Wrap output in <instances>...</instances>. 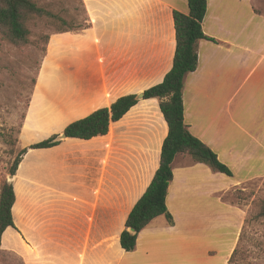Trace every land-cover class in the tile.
<instances>
[{
  "label": "crops",
  "instance_id": "1",
  "mask_svg": "<svg viewBox=\"0 0 264 264\" xmlns=\"http://www.w3.org/2000/svg\"><path fill=\"white\" fill-rule=\"evenodd\" d=\"M81 2L87 26L49 39L48 76L34 86L21 149L60 136L120 96L142 93L172 66L173 11L187 13V0ZM206 2L202 30L214 41L197 42V67L184 77L183 118L232 175L177 154L165 199L173 223L156 217L132 251L122 249L127 215L159 166L168 132L158 99L140 98L104 135L63 137L22 155L12 182L18 231L7 227L1 248L11 231L13 243L34 247V264L46 261L49 245L80 242L78 264H228L245 213L223 196L264 178V0ZM64 251L69 264L73 247Z\"/></svg>",
  "mask_w": 264,
  "mask_h": 264
},
{
  "label": "trees",
  "instance_id": "2",
  "mask_svg": "<svg viewBox=\"0 0 264 264\" xmlns=\"http://www.w3.org/2000/svg\"><path fill=\"white\" fill-rule=\"evenodd\" d=\"M187 5V13L173 11L176 45L170 70L161 82L142 92L143 99H158L160 111L168 126V132L161 146L159 166L144 193L128 213L124 229L120 233L119 243L125 251H132L135 248L138 233L156 217L163 215L169 225L173 223L165 199L168 186L172 180V162L177 154H187L193 162L204 163L214 171L224 173L227 176L232 175L229 167L222 163L216 153L207 145L193 136L184 122L182 100L184 77L197 67V42L200 39L214 41L213 38L206 36L202 30V20L207 6L206 0H187ZM83 10L85 12L84 7ZM42 12L43 8L34 0H0V35L13 44L26 43L30 35L29 22L31 18ZM86 26L87 24L73 30H80ZM70 30L64 28L58 32ZM45 38L48 41L49 36ZM136 103V94L120 96L109 107L99 108L88 116L67 124L62 134L65 137L80 139L104 135L108 131L110 122L120 119ZM57 137L58 135H52L21 149L11 164L9 174L15 175L22 155L29 148L55 146L59 143ZM14 201L13 184L4 181L0 187V251L4 250L1 248V237L4 230L7 227H15L11 212ZM260 215H264V206ZM129 229H132L133 232H130ZM239 239L240 235L238 241ZM236 247L230 258L235 254Z\"/></svg>",
  "mask_w": 264,
  "mask_h": 264
},
{
  "label": "rangeland",
  "instance_id": "3",
  "mask_svg": "<svg viewBox=\"0 0 264 264\" xmlns=\"http://www.w3.org/2000/svg\"><path fill=\"white\" fill-rule=\"evenodd\" d=\"M34 1L43 8V12L31 18L27 42L13 44L0 35V187L4 181L13 182V178L9 179V169L21 150L19 136L31 95L38 76L40 83L45 75L48 76L51 35L60 29L73 31L86 25L80 0ZM46 36H49L48 41ZM223 198L238 205L245 213L236 252L228 264H264V215H260L264 206V178L229 191ZM18 211L16 204V219ZM13 229L18 231L16 226ZM13 236L11 231L4 234L6 248L2 247L4 250L0 251V264H34V247L22 240L13 243ZM72 247L73 252L69 251L68 255L73 261L68 263L78 264L83 248L81 242L78 246L49 245L46 261L42 264H67L68 257L63 258L66 254L64 250Z\"/></svg>",
  "mask_w": 264,
  "mask_h": 264
},
{
  "label": "water",
  "instance_id": "4",
  "mask_svg": "<svg viewBox=\"0 0 264 264\" xmlns=\"http://www.w3.org/2000/svg\"><path fill=\"white\" fill-rule=\"evenodd\" d=\"M140 98H142V93H139L136 95V99H140ZM63 137H65V136L63 134H61L60 136L57 137V139L59 140V138H63ZM11 178H13V175H9V179H11ZM129 231L133 232L132 229H129Z\"/></svg>",
  "mask_w": 264,
  "mask_h": 264
},
{
  "label": "bare ground",
  "instance_id": "5",
  "mask_svg": "<svg viewBox=\"0 0 264 264\" xmlns=\"http://www.w3.org/2000/svg\"><path fill=\"white\" fill-rule=\"evenodd\" d=\"M11 179H12V178H11ZM11 179H10V180H11ZM28 248H29V247H28Z\"/></svg>",
  "mask_w": 264,
  "mask_h": 264
}]
</instances>
